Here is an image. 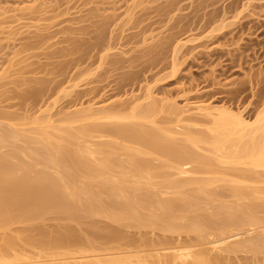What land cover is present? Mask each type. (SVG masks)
<instances>
[{
	"label": "bare ground",
	"instance_id": "obj_1",
	"mask_svg": "<svg viewBox=\"0 0 264 264\" xmlns=\"http://www.w3.org/2000/svg\"><path fill=\"white\" fill-rule=\"evenodd\" d=\"M155 105L19 122L0 110V264H264L263 109L250 121L196 105L212 119L200 146Z\"/></svg>",
	"mask_w": 264,
	"mask_h": 264
},
{
	"label": "rangeland",
	"instance_id": "obj_2",
	"mask_svg": "<svg viewBox=\"0 0 264 264\" xmlns=\"http://www.w3.org/2000/svg\"><path fill=\"white\" fill-rule=\"evenodd\" d=\"M232 2L0 0V110L18 121L50 111L69 118L90 106L119 115L155 103L152 119L196 141L212 135L211 117L196 105L251 121L264 111V0ZM34 35L43 40L24 48ZM73 41L83 45L65 52ZM171 106L185 112L179 118ZM79 120L72 124L86 122Z\"/></svg>",
	"mask_w": 264,
	"mask_h": 264
}]
</instances>
